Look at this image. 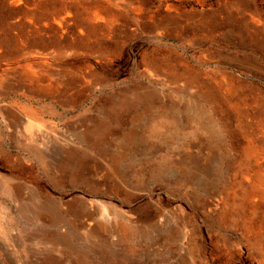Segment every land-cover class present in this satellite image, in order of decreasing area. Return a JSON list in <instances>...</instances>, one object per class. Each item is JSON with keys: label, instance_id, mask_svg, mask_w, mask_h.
I'll list each match as a JSON object with an SVG mask.
<instances>
[{"label": "rangeland", "instance_id": "obj_1", "mask_svg": "<svg viewBox=\"0 0 264 264\" xmlns=\"http://www.w3.org/2000/svg\"><path fill=\"white\" fill-rule=\"evenodd\" d=\"M263 194L264 0H0V264H264Z\"/></svg>", "mask_w": 264, "mask_h": 264}, {"label": "bare ground", "instance_id": "obj_2", "mask_svg": "<svg viewBox=\"0 0 264 264\" xmlns=\"http://www.w3.org/2000/svg\"><path fill=\"white\" fill-rule=\"evenodd\" d=\"M54 22V21H53ZM44 27V26H43ZM58 28V27H57ZM66 50V49H65ZM63 57V56H62ZM147 89V88H146ZM102 106V105H101ZM105 107V106H104ZM153 122L151 123V126H150V130H149V134L152 136V135H154V136H156V137H160L161 136V134H162V136L164 135V132L166 133V132H171L170 131V124H171V122H165V121H163L162 119H160V118H156V119H154V120H152ZM100 125V124H99ZM35 128V127H37L38 129H39V125H34V124H28L27 125V127H26V132H27V135H25L24 137H25V139H27V140H29L28 142H30V140L33 138L32 137V135H31V132H33L32 131V128ZM40 127H41V125H40ZM161 128H165V131L164 132H161V131H157V130H160ZM41 130V129H40ZM173 130V129H172ZM35 134V133H34ZM42 142V141H41ZM40 142V143H41ZM183 161H182V163H181V166H182V164H184V163H186V164H188L189 163V160H185V159H182ZM115 161H116V158H114L113 159V161H112V163H111V171H114L115 170V168H116V165H115ZM191 161V160H190ZM180 166V165H179ZM206 169V168H205ZM235 183H237L236 181H235ZM247 184H249V183H247ZM249 185H251V184H249ZM251 187L253 188V189H251ZM248 190H247V192H246V195H253V193H255V192H257L256 190H254V187L253 186H251ZM207 191V190H206ZM255 194H257V193H255ZM260 195V194H259ZM264 195V194H263ZM207 197V196H206ZM253 197V196H252ZM252 199V198H251ZM263 199V198H262ZM218 200H219V198H218ZM222 200V199H221ZM197 201L198 202H200V203H203V197H201V196H199L198 198H197ZM220 201V200H219ZM205 202V201H204ZM207 202V201H206ZM3 203V200H0V206H1V204ZM228 203V202H227ZM207 204H208V202H207ZM230 204V203H229ZM2 207V209H3V206H1ZM0 207V208H1ZM214 210V209H213ZM242 212V211H241ZM228 213V208H227V206H226V203H225V201H223L222 200V202H219V203H217L216 204V209L214 210V214H215V217L217 218V220L218 221H221V219L222 218H224L225 216H226V214ZM262 220V221H261ZM260 223H259V226H263L264 225V220L263 219H260ZM261 228V227H260ZM102 229H104V228H102ZM5 234H6V227L2 224V223H0V236L3 238V239H5ZM249 235V234H248ZM258 238H260V237H258ZM264 240V238H261V241H263ZM21 264H23V263H21Z\"/></svg>", "mask_w": 264, "mask_h": 264}]
</instances>
